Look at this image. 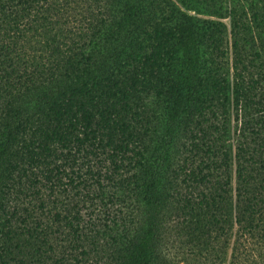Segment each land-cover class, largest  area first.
<instances>
[{
    "label": "trees",
    "instance_id": "16d2710c",
    "mask_svg": "<svg viewBox=\"0 0 264 264\" xmlns=\"http://www.w3.org/2000/svg\"><path fill=\"white\" fill-rule=\"evenodd\" d=\"M160 1L0 0V264H264V4Z\"/></svg>",
    "mask_w": 264,
    "mask_h": 264
},
{
    "label": "rangeland",
    "instance_id": "374dc122",
    "mask_svg": "<svg viewBox=\"0 0 264 264\" xmlns=\"http://www.w3.org/2000/svg\"><path fill=\"white\" fill-rule=\"evenodd\" d=\"M233 1H237L239 4L245 6L248 5V0H161L160 6H162L164 10L165 21L169 24H173L177 21L178 17L184 19L181 17V14L191 15L200 20L209 17L215 18L213 15H208V13L214 12L215 10L223 12ZM262 4H264V1L261 0L260 5ZM155 6L156 3H154L151 7L155 9ZM221 20L229 27L228 17L222 18ZM178 54H182V51L179 50ZM151 98L153 99V97ZM162 107H164L163 102L157 98L154 108L157 112H161ZM179 264L182 263L180 262Z\"/></svg>",
    "mask_w": 264,
    "mask_h": 264
}]
</instances>
